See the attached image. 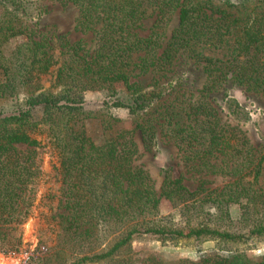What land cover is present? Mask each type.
I'll return each instance as SVG.
<instances>
[{
	"label": "trees",
	"instance_id": "16d2710c",
	"mask_svg": "<svg viewBox=\"0 0 264 264\" xmlns=\"http://www.w3.org/2000/svg\"><path fill=\"white\" fill-rule=\"evenodd\" d=\"M57 1L77 8L76 27L92 34V50L82 39L66 43L65 58L55 60L49 39L39 38L17 16L20 5L0 0V100L21 89L25 93L23 104L0 113V250L15 254L22 244L21 226L31 214L42 177L39 149L47 147L57 160L65 197L62 231L69 250L82 251L92 244L99 224L116 235L106 252L85 255L73 264H264V255L230 251L195 261L118 258L135 235L224 242L264 235V154L238 125L221 123L208 97L224 80L264 95V0ZM174 14L177 25L167 36L165 28ZM15 39L20 43L7 49ZM181 54L202 65L208 77L205 92L193 102L191 96L175 100L159 117L173 125L170 137L190 167L229 178L211 202L217 208L240 203L242 217H252L247 236L208 227L167 232L152 220L162 198L181 205V214L196 212L194 201L199 200L197 191L182 187L169 173L158 193L148 172L134 164V132H144L148 108L159 103L167 89L158 79L144 85L138 78L147 73L162 77ZM41 75L54 76L60 92L40 91L36 83ZM90 90L114 97V107H125L137 117L134 126L125 129L112 115L83 111L82 94ZM37 107L42 116L34 121L32 110ZM92 121L100 125L101 142L86 132ZM34 134L45 137L38 140Z\"/></svg>",
	"mask_w": 264,
	"mask_h": 264
},
{
	"label": "rangeland",
	"instance_id": "374dc122",
	"mask_svg": "<svg viewBox=\"0 0 264 264\" xmlns=\"http://www.w3.org/2000/svg\"><path fill=\"white\" fill-rule=\"evenodd\" d=\"M213 2H217L212 0ZM223 1V0H220ZM219 1V2H220ZM225 2L231 3L229 0ZM235 0H232L234 2ZM19 4L17 16L23 24L35 32L36 35L49 39L53 48L52 54L56 59L65 58L66 43L74 44L84 40L87 47L94 48L93 36L90 32H82L76 27L78 10L70 3L57 0H14ZM152 19L145 24L150 26ZM177 25V15L165 28L166 35ZM15 39L7 44V49H13L20 43ZM166 86L164 102L154 103L147 111L148 118L142 122L144 132L138 129L134 132V141L137 154L134 164L146 170L153 181L156 191L163 188L164 178L169 173L172 180L179 179L180 185L190 192L197 191L195 200L197 211L181 214V205L174 206L172 201L162 198L158 213L152 218L155 225L167 232L170 230L186 231L189 228L208 227L210 229L247 236L251 228L252 217H242L240 203H221L217 208L211 200L229 182V178L192 168L184 159V151L171 139L173 125L164 124L159 117L164 109L175 100L189 98L192 102L205 92L207 74L202 65L184 54L177 56L168 72L162 77L147 73L138 80L147 85L152 80ZM55 77L41 75L36 84L40 91L50 90L59 93L55 85ZM24 89L7 99L0 100V113L13 112L17 105L23 104ZM211 105L217 110L221 123L228 122L238 125L246 133L252 146L264 154V95L247 92L243 87L224 80L214 91L208 92ZM117 96H120L118 94ZM116 98V97H115ZM114 97H108L102 91H85L82 94L81 107L86 113L95 116L102 114L113 116L120 120L119 125L125 129L134 126L137 117H132L125 107H114ZM238 106L237 108L235 107ZM42 116V109L32 110V119L38 121ZM150 120V121H149ZM86 132L93 140L101 142V128L97 121L87 122ZM40 140L44 135H33ZM42 177L36 185L31 214L21 226L22 244L15 254H5L0 250V264H73L83 256L93 253L106 252L114 241L116 235L105 231V226L99 224L98 237L90 245H84L82 251L69 250V238L63 235L65 226V197L61 192L60 176L57 172V160L48 148L39 149ZM225 189V188H224ZM210 194V195H209ZM201 207V208H200ZM264 221V217L261 218ZM90 248V250H89ZM244 252L248 257L258 258L264 255V235L251 236L240 241L199 240L195 237H174L171 235H135L129 246L125 247L118 258H137L139 261L151 258H160L165 261L191 260L195 261L201 256L211 253L226 255L230 252ZM92 252V253H91ZM115 258V257H114ZM81 264H113L107 260L100 262H83Z\"/></svg>",
	"mask_w": 264,
	"mask_h": 264
}]
</instances>
